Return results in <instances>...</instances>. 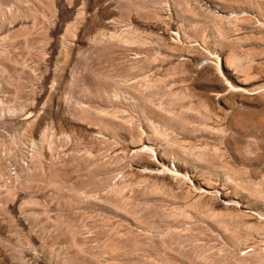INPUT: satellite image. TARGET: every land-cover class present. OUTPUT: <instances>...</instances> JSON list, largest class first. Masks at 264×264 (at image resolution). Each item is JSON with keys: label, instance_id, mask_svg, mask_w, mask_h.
Listing matches in <instances>:
<instances>
[{"label": "rangeland", "instance_id": "obj_1", "mask_svg": "<svg viewBox=\"0 0 264 264\" xmlns=\"http://www.w3.org/2000/svg\"><path fill=\"white\" fill-rule=\"evenodd\" d=\"M0 264H264V0H0Z\"/></svg>", "mask_w": 264, "mask_h": 264}, {"label": "bare ground", "instance_id": "obj_2", "mask_svg": "<svg viewBox=\"0 0 264 264\" xmlns=\"http://www.w3.org/2000/svg\"><path fill=\"white\" fill-rule=\"evenodd\" d=\"M145 147H148V146H144L143 148H145ZM166 169H169L168 167H166Z\"/></svg>", "mask_w": 264, "mask_h": 264}]
</instances>
